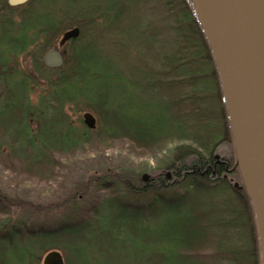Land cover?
Here are the masks:
<instances>
[{"label":"trees","instance_id":"16d2710c","mask_svg":"<svg viewBox=\"0 0 264 264\" xmlns=\"http://www.w3.org/2000/svg\"><path fill=\"white\" fill-rule=\"evenodd\" d=\"M35 1L16 7L1 2L6 15L0 19V155L6 146V171L23 170V182L38 183L46 201L36 203L41 209H33L27 221L11 213L15 199L0 192V264H34L41 251L52 249L63 253L66 264L123 262L117 255L127 250L126 241H137L126 257L129 264H260L250 197L222 175L227 163L235 166L231 128L219 73L191 1L111 0L98 4L97 14L65 21L50 10L32 9ZM65 4L81 6L75 0ZM48 5L53 8L56 0ZM100 19L115 39L109 53L97 57L89 53L98 43L87 26ZM73 27L79 35L60 48L63 33ZM40 39L43 53H66L60 68L42 65L59 75L33 102V76L17 70L19 80L10 82L1 74ZM70 106L91 112L96 128L82 117V128L75 127ZM118 140L157 161L145 188L140 172L107 167L65 186L68 162L102 155L115 149L116 144L107 149V142ZM165 168L172 170L171 179ZM161 213L170 216L169 228L148 237L150 242L136 240L139 225Z\"/></svg>","mask_w":264,"mask_h":264},{"label":"water","instance_id":"95a60500","mask_svg":"<svg viewBox=\"0 0 264 264\" xmlns=\"http://www.w3.org/2000/svg\"><path fill=\"white\" fill-rule=\"evenodd\" d=\"M30 0H8L12 7ZM210 46L219 73L243 186L253 207L260 264H264V0H190ZM80 33L64 32L59 46ZM49 68L64 64V53L51 49L43 56ZM84 122L96 128L91 112ZM149 179V173L143 174ZM239 187V183H235ZM42 264H65L61 251L50 250Z\"/></svg>","mask_w":264,"mask_h":264},{"label":"rangeland","instance_id":"374dc122","mask_svg":"<svg viewBox=\"0 0 264 264\" xmlns=\"http://www.w3.org/2000/svg\"><path fill=\"white\" fill-rule=\"evenodd\" d=\"M46 2L41 3L38 1H35L32 4V9L38 10V12L41 11H47L50 10L53 14H55L58 18L65 20H69L70 18H74L73 16H77V18L81 19L83 18L84 14L88 13L89 15L97 14V10L100 9V6L98 7V4L101 5L103 3H108L111 0H75L76 4L80 6L79 8H68L65 3L72 2V0H56L57 7H53L51 5H48V0H45ZM0 0V19L6 15V11H3L1 7ZM48 7H50L48 9ZM98 7V8H97ZM2 9V10H1ZM96 11V12H95ZM12 17L19 19V15L16 13H13ZM103 20L100 19V21L96 22V24H88V32L91 33V37H93L95 40H97L98 47L93 48L89 50V53L97 54V57H100L99 55H106L109 53V50L111 49V43L115 39L114 34H107L105 29V24L102 22ZM1 22V20H0ZM90 35V34H89ZM42 39L35 43V45H32L29 50L23 54L18 55V57L9 64L8 72L1 74L2 78H4L6 75L10 78V82H15V80H19L20 76L18 72H22L23 74H30L33 76L34 80L32 82H36L35 84H31L30 88V99L33 102L40 101V98L42 95L46 94L50 89L48 82L50 80H54L58 77L59 73L57 72H51L45 69H42V65H44L42 57H43V49L42 46ZM42 54V56L39 58V55ZM96 63V62H95ZM49 69V68H48ZM19 70V71H17ZM22 75V74H21ZM95 82H105V81H95ZM1 97V92H0ZM113 97V95L111 96ZM74 106V105H71ZM70 106V109H67V112H69L70 116L72 117L73 125L77 128H82V122L81 117L83 118V115L85 111L83 112H77L76 110H73ZM98 142V140H97ZM96 142V143H97ZM128 141L118 140L115 143H112L110 141L107 142V149L109 146H114L115 149L109 150V151H103V160L100 158L98 165L96 158L101 155H94L89 153V157L87 159H79L74 162H68L66 166L68 169H64L62 171V174L65 176L63 179L65 181V186L72 187L75 184L84 181L85 179L90 180L94 174L101 172L104 168H114L115 170L118 168H125L128 171H137L141 173V183L143 184L144 188L145 185L149 183L150 179L143 180L142 179V173L146 172L149 173L151 176H154V173H156L155 169L157 168V161L154 159H149L148 157H145L141 153H135V150L132 148H137L139 152H144L138 148L135 145H132L131 143H127ZM95 143V144H96ZM132 145V146H131ZM226 149L229 150L228 146H226ZM4 153L0 155V192L9 198H14L15 200H11L14 205L11 208V213H14L16 218H22L27 221H31L33 219L32 211L40 210L41 206L36 204L39 202H45L46 200L42 199V195L39 193L38 188L35 186L36 182H23V176L27 177L26 174H24L23 170L15 172V170H10L14 172H9L6 170H9L7 168V161L9 160L8 149L6 146L3 147ZM226 151V150H225ZM225 151L222 153L224 154ZM234 152V151H233ZM222 154V155H223ZM235 154V153H234ZM101 155V156H102ZM226 155V154H225ZM221 156L217 155V158L219 159ZM14 159V158H13ZM75 163V164H74ZM17 167L18 166V163ZM93 166V167H92ZM234 167V166H233ZM232 167V168H233ZM168 169V168H165ZM122 170V169H119ZM162 169V173H163ZM172 170H164V173H169L170 175L166 176V179L172 178ZM161 173V172H160ZM223 174V173H222ZM239 171L236 169L234 173H231L233 177L240 180L239 177ZM16 175V176H14ZM25 179V178H24ZM235 179V180H236ZM37 181V180H35ZM229 182V181H228ZM146 183V184H145ZM231 183V182H229ZM140 194H142V191H139ZM48 196V195H47ZM42 199V200H40ZM48 199V198H47ZM50 201V199H49ZM33 203V204H32ZM38 205L37 207H32L30 205ZM30 208V209H29ZM122 211H133L129 210L127 208H121ZM169 215L168 213H161V214H155L153 217H151V220L148 221L146 224H142L140 227V237L135 238L136 240H141V238L145 239L146 241H149L148 237L154 238L160 230L164 231L169 228ZM49 219V218H47ZM55 218L52 217L51 220H54ZM106 221V219H104ZM108 222V220H107ZM145 229H149L150 231H144ZM159 230V231H158ZM144 231V232H143ZM128 238H133L131 235H127ZM153 240V239H151ZM128 242V248L125 250L124 247L121 248V251L118 253V257L123 260V262H109L108 264H129L128 262L130 260H126V257H130L131 254H133L135 246L131 243L137 242V241H126ZM154 247H156V240L151 242ZM140 244V243H139ZM46 255V252L40 253V257L38 260L35 261L34 264H42L43 258Z\"/></svg>","mask_w":264,"mask_h":264},{"label":"flooded vegetation","instance_id":"af4514ba","mask_svg":"<svg viewBox=\"0 0 264 264\" xmlns=\"http://www.w3.org/2000/svg\"><path fill=\"white\" fill-rule=\"evenodd\" d=\"M220 163H227V160L225 159L224 161H222V160L217 161V163L214 165V167L216 168V165H218ZM235 170H236L235 167L230 168L229 163H227L226 164V171L222 174L223 177L226 180H228L229 182H231V184H234V182L238 180L235 177H233L232 175H230L231 173H234ZM238 181H240V180H238Z\"/></svg>","mask_w":264,"mask_h":264}]
</instances>
